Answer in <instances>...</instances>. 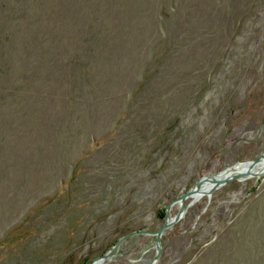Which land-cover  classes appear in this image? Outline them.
<instances>
[{"label":"rangeland","instance_id":"rangeland-1","mask_svg":"<svg viewBox=\"0 0 264 264\" xmlns=\"http://www.w3.org/2000/svg\"><path fill=\"white\" fill-rule=\"evenodd\" d=\"M263 153L264 0H0V264H88ZM161 240L157 264H264V176ZM154 253L137 234L103 264Z\"/></svg>","mask_w":264,"mask_h":264},{"label":"water","instance_id":"water-1","mask_svg":"<svg viewBox=\"0 0 264 264\" xmlns=\"http://www.w3.org/2000/svg\"><path fill=\"white\" fill-rule=\"evenodd\" d=\"M260 156H264V153ZM258 158L259 157L255 158V159H251L249 161L254 162ZM225 169H229V167H226ZM204 178H205V176H202L201 178H199L193 187L189 188L185 193L181 194L176 199H174L173 201L169 202L166 205L164 222L162 223V225L160 227H158L155 230L138 229V230H134V231H131L129 233L122 235L120 238H118V240L109 249H107L100 256L95 257L88 264H96V263H100L101 261H104L105 259H111L112 256H114L116 254L120 245L122 244V242L124 240H126V238L133 236V235H137V234H149V235L155 236V253H154V256L152 257V259L148 262V264H157L159 259H160L162 248H163V243H162L161 239H162V235H163L164 231L166 229L172 227L175 223H177L184 216L188 207L194 202L195 199H193L187 203H185V200L188 197L193 196L194 194L198 193L199 188H200ZM243 178H244L243 173H234L233 175H231L229 177H225L222 180L216 181L215 184L212 186L209 194L211 193L212 190L226 184L228 181H230L232 179H243ZM176 202L179 203L178 211L175 214L170 215V209L172 208V206Z\"/></svg>","mask_w":264,"mask_h":264},{"label":"bare ground","instance_id":"bare-ground-1","mask_svg":"<svg viewBox=\"0 0 264 264\" xmlns=\"http://www.w3.org/2000/svg\"><path fill=\"white\" fill-rule=\"evenodd\" d=\"M264 162V156L259 157L257 160H255L254 162H239L236 166H230L229 169H224L223 171H221L220 173L213 175L211 177H207L205 176L198 193L194 194L193 196L188 197L185 200V203L187 202L188 199L192 198L195 199L194 202L192 204H194L195 202H197L200 198H202L203 196H208L211 197L212 193L217 189H214L211 191V193L209 194L212 186L215 184L216 181L222 180L225 177H229L231 175H233L234 173H243L244 174V178H252V177H262L264 176V168H261L260 170H257V168L259 167L260 164H262ZM257 170V171H256ZM240 179V180H243ZM219 188V187H218ZM179 205L178 202H176L173 206ZM191 204V205H192ZM172 215V214H170ZM104 261H101L100 263H96V264H103Z\"/></svg>","mask_w":264,"mask_h":264},{"label":"trees","instance_id":"trees-1","mask_svg":"<svg viewBox=\"0 0 264 264\" xmlns=\"http://www.w3.org/2000/svg\"><path fill=\"white\" fill-rule=\"evenodd\" d=\"M161 214H163V212Z\"/></svg>","mask_w":264,"mask_h":264}]
</instances>
